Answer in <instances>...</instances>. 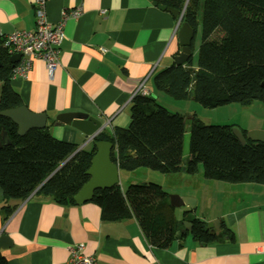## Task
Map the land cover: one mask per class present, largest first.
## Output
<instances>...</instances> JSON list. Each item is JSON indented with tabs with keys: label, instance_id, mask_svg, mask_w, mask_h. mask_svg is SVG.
<instances>
[{
	"label": "crops",
	"instance_id": "crops-1",
	"mask_svg": "<svg viewBox=\"0 0 264 264\" xmlns=\"http://www.w3.org/2000/svg\"><path fill=\"white\" fill-rule=\"evenodd\" d=\"M153 2L47 1L46 17L52 25L66 17L59 64L51 74L44 60H35L27 77H12L11 86L29 112L47 116L48 131L55 139L91 151L96 140L90 141L57 118L83 114L99 121L102 133L127 129L133 94L139 89V94L153 95L160 105L186 117L177 101L193 99L175 100L154 82L158 74L175 66L182 48L178 30L183 23ZM35 11L33 0H0V38L34 30ZM75 12H79L77 17L73 16ZM21 61L22 56L16 64L10 63L15 67ZM192 63L197 66L193 59ZM1 87L0 81V94ZM193 115L188 112L187 118L191 120ZM189 155L183 148L184 161ZM146 173L147 177L150 172ZM122 174L120 171V177ZM178 175L166 176L168 181L175 177L176 181L187 179ZM205 183L210 190L209 202L205 191L195 196L184 185L176 184L168 193L192 200L194 197V214L207 224L199 212L203 214L208 203L216 206L214 216L210 210V222L219 220L220 228L225 223L234 233L232 240L204 246L186 237L168 249L155 248L144 238L133 217L110 222L102 218L101 210L91 201L81 206H63L32 194L18 201L11 213L0 209V235L10 240L8 247L0 248V254L8 264H71L70 247L82 246L83 254L94 258L96 264H264V186ZM161 184L164 189L172 186ZM121 189L126 190L124 185ZM218 190L222 192L218 194ZM188 209L176 208L179 221Z\"/></svg>",
	"mask_w": 264,
	"mask_h": 264
},
{
	"label": "trees",
	"instance_id": "trees-1",
	"mask_svg": "<svg viewBox=\"0 0 264 264\" xmlns=\"http://www.w3.org/2000/svg\"><path fill=\"white\" fill-rule=\"evenodd\" d=\"M154 2L183 12L182 23L195 34L202 24L197 66L190 59L167 68L154 81L160 90L175 100L192 98L206 109L235 103L250 106L254 101L264 105V0ZM13 69L4 39L0 38L1 112L23 106L11 86ZM130 108L127 129L116 128L112 134L103 131L95 139L114 145L111 159L119 171L147 169L163 175L195 176L203 164L204 179L208 181L264 186V144L249 140L247 131L242 130L247 140L244 145L235 137L232 126H209L193 115L190 155L184 161L183 115L172 113L153 95H135ZM3 129L11 145L0 149V190L4 193L0 209L11 213L18 201L32 194L63 206L77 205L74 198L90 179L88 171L96 149L79 150L75 144L55 139L48 128L21 137L13 122L0 116V134ZM216 158L231 165H213ZM169 195L157 184L130 185L126 190L117 184L97 190L91 203L99 207L106 221L133 217L144 238L155 248L168 249L186 237L204 246L234 239L225 223L217 232L208 229L207 222L194 214L195 209L185 211L179 221ZM183 222L191 223V231L177 235ZM0 264H8L1 254Z\"/></svg>",
	"mask_w": 264,
	"mask_h": 264
},
{
	"label": "water",
	"instance_id": "water-1",
	"mask_svg": "<svg viewBox=\"0 0 264 264\" xmlns=\"http://www.w3.org/2000/svg\"><path fill=\"white\" fill-rule=\"evenodd\" d=\"M153 2V0H150ZM188 1V0H187ZM154 5L158 6L161 10H167L174 17L179 18V22L183 21V12L179 13L178 10L173 8H167L162 5H158L153 2ZM187 4V2H186ZM186 7V5H185ZM178 37L181 45V53L175 58V65H183L192 57L191 46L194 41V31L186 24H181L178 30ZM21 55L16 54L10 57V62L16 64L20 61ZM0 116L9 119L18 127V135L24 137L31 131L44 130L47 128V116L45 114H35L29 112L25 106H21L15 109L0 111ZM58 121L63 124L71 125L79 130L82 135L92 137L97 132L102 131V124L83 114H67L63 117H58ZM233 133L238 141H241L244 145L247 144V140L243 134L241 128L233 127ZM8 134L3 129L0 134V149L11 145V140L8 138ZM247 138L251 141L264 144V131L252 130L248 132ZM93 147L96 149L95 155L92 158L91 167L88 171L90 177L88 183L81 189V191L75 196L74 200L77 205L90 202L97 190L111 189L120 182V169L112 159V150L114 145L110 142H98L93 141ZM170 203L174 208L188 207L189 210L194 209L195 200L189 197H181L179 195L170 194ZM4 199V193L0 190V204ZM221 222L219 220L208 224V229L213 232H217L220 229ZM183 229L177 233V235L187 234L191 231L192 225L189 222H183ZM9 238L4 235H0V248L8 247Z\"/></svg>",
	"mask_w": 264,
	"mask_h": 264
},
{
	"label": "rangeland",
	"instance_id": "rangeland-1",
	"mask_svg": "<svg viewBox=\"0 0 264 264\" xmlns=\"http://www.w3.org/2000/svg\"><path fill=\"white\" fill-rule=\"evenodd\" d=\"M202 24L197 29V34L195 37V49L193 52V62H198L199 57V47L202 40ZM162 101V99H161ZM180 102L179 108L183 113L186 114V133L184 134V154H189L190 149V129H191V120H189L187 117V113L189 112L191 115L195 114L197 115L206 125H213L215 126H232V127H238L242 130H245L247 132H252V130H261L264 131V105L259 101H254L250 106H242L241 104H230L225 105L219 108L215 109H206L202 107V105H199L195 101H177ZM159 103L160 100H159ZM171 107V106H169ZM214 163L213 165L220 166L227 168L231 165L230 162H225L220 158H216L212 160ZM146 172H150L149 175L146 177ZM152 171H147V169H137L134 174L123 172V174L120 177V186L124 185L125 189H127L130 185H141L142 183H152L162 186L161 183H167V187L169 185H172L171 188H166L165 191L170 192L173 191L174 185H184L187 189H190L189 193H192L193 195H200L202 191H205L206 201H210V190H208V186L206 185L204 179V165H199V172L195 176H190L185 173H181L178 176H182L183 178H187L184 182L183 181H176L177 177L174 179H170L168 181V177L166 175H163L161 173L153 174ZM153 174V175H151ZM156 178H159L157 180ZM208 181V180H207ZM218 182V181H216ZM123 188V187H122ZM202 189V190H201ZM220 190L217 191L218 194H220ZM213 193V192H212ZM215 193V192H214ZM171 194V193H169ZM216 194V193H215ZM214 197V196H213ZM195 200V198L193 197ZM216 202V200H215ZM213 204L216 205L213 201ZM206 210L203 212H199V217H204L207 219L208 224L211 223L210 221V215L212 211V216H214V212H216V206L211 207V205L208 203L206 205ZM211 210V211H210Z\"/></svg>",
	"mask_w": 264,
	"mask_h": 264
},
{
	"label": "built area",
	"instance_id": "built-area-1",
	"mask_svg": "<svg viewBox=\"0 0 264 264\" xmlns=\"http://www.w3.org/2000/svg\"><path fill=\"white\" fill-rule=\"evenodd\" d=\"M48 0H33L36 8V27L32 31H17L4 37V46L10 56L20 54L22 61L13 69L12 77L26 78L32 68L33 61L42 59L47 69L52 74L59 64L60 47L64 38V26L66 17L57 25H52L46 17V5ZM79 12L73 14L77 17ZM140 89L133 94L139 95ZM102 131L97 132L90 141L98 137ZM82 246L70 247L71 264H96V260L83 254Z\"/></svg>",
	"mask_w": 264,
	"mask_h": 264
}]
</instances>
